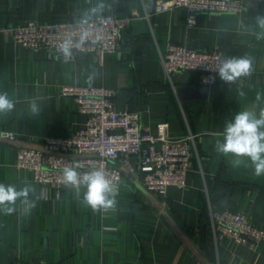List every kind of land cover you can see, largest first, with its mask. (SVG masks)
I'll use <instances>...</instances> for the list:
<instances>
[{
  "label": "crops",
  "instance_id": "1",
  "mask_svg": "<svg viewBox=\"0 0 264 264\" xmlns=\"http://www.w3.org/2000/svg\"><path fill=\"white\" fill-rule=\"evenodd\" d=\"M157 1L0 0V29L26 19L141 14L122 31L121 49L102 63L93 51L50 58L0 31V93L15 104L0 113V129L33 143L71 137L87 120L73 97L61 95L71 83L115 89L116 107L143 109L151 133L168 121L173 136L196 134L185 188L171 185L160 196L129 174L123 185H113L115 207L98 211L85 204L84 186L64 184L60 199L54 189L46 196L34 173L17 166L20 145L0 139V183L22 187L27 181L33 189L28 199L35 202L29 208L17 201L14 213H0V264H264V241L256 248L234 238L216 242L210 217V209L241 211L264 227V176L232 167L215 151L226 118L264 107V39L256 38L264 31L256 23L264 16V0H238L245 5L241 13L200 14L194 25L183 8L146 17ZM170 42L251 57L252 72L234 84L217 78L207 85L196 71L169 76L162 56Z\"/></svg>",
  "mask_w": 264,
  "mask_h": 264
},
{
  "label": "built area",
  "instance_id": "2",
  "mask_svg": "<svg viewBox=\"0 0 264 264\" xmlns=\"http://www.w3.org/2000/svg\"><path fill=\"white\" fill-rule=\"evenodd\" d=\"M177 8L185 9L189 25H194L200 14L241 13L245 5L238 0H158L145 16ZM140 16L133 10L126 16L104 13L54 21L26 19L0 31L17 44L45 51L50 58L76 59L81 53L93 51L102 63L107 53L121 49L122 31ZM66 40L71 45L67 56L63 51ZM229 57L219 47L202 49L170 42L162 60L169 76L196 71L201 73L203 83L210 85L218 78L211 70ZM116 94L115 89L105 86L68 83L61 95L79 103L80 111L87 116L85 127L69 138L47 137L37 143L0 129V139L20 145L17 166L34 173L46 196L54 189L56 199H60L64 186L62 171L74 161L81 163V173L102 169L112 185H123L131 174L156 195H166L171 185L185 188L196 134L173 136L168 121L159 122L157 132L151 133L145 126L144 110L118 109ZM210 217L216 242L234 238L239 244L256 248L264 241V227L252 223L244 212L210 209Z\"/></svg>",
  "mask_w": 264,
  "mask_h": 264
},
{
  "label": "clouds",
  "instance_id": "3",
  "mask_svg": "<svg viewBox=\"0 0 264 264\" xmlns=\"http://www.w3.org/2000/svg\"><path fill=\"white\" fill-rule=\"evenodd\" d=\"M256 23L260 29L264 30V16H257ZM256 38L264 39V31L258 33ZM70 46L67 40L63 44L66 56L70 54ZM252 64L253 60L248 56L229 57L211 71L215 72L224 84H234L239 78L251 74ZM239 95L244 97L245 93L240 91ZM261 99V95L257 93L256 101L259 102ZM14 107V101L8 97V94L0 93V113L11 112ZM38 111L39 109L33 103L32 112ZM215 151L230 158L232 167L251 168L256 177L264 176V107H259L258 111L244 108L236 111L231 118H226L223 131L215 140ZM81 167L78 161L64 167L62 178L65 186H72L77 190L84 186L86 188L84 202L93 211L115 207L116 193L106 173L102 169L81 173L78 171ZM32 190V186L27 181L22 187L16 184L0 183V213L5 215L14 213L17 201L28 204L29 208H34L35 202H30L28 199Z\"/></svg>",
  "mask_w": 264,
  "mask_h": 264
},
{
  "label": "water",
  "instance_id": "4",
  "mask_svg": "<svg viewBox=\"0 0 264 264\" xmlns=\"http://www.w3.org/2000/svg\"><path fill=\"white\" fill-rule=\"evenodd\" d=\"M132 176H134V177H135V175H132Z\"/></svg>",
  "mask_w": 264,
  "mask_h": 264
}]
</instances>
